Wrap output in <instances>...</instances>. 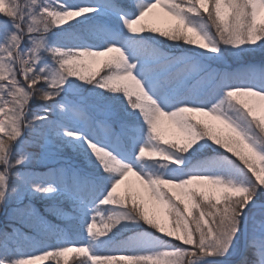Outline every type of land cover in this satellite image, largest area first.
Listing matches in <instances>:
<instances>
[{"label": "snow or ice", "instance_id": "snow-or-ice-1", "mask_svg": "<svg viewBox=\"0 0 264 264\" xmlns=\"http://www.w3.org/2000/svg\"><path fill=\"white\" fill-rule=\"evenodd\" d=\"M70 253L264 264V0H0V264Z\"/></svg>", "mask_w": 264, "mask_h": 264}, {"label": "rangeland", "instance_id": "rangeland-1", "mask_svg": "<svg viewBox=\"0 0 264 264\" xmlns=\"http://www.w3.org/2000/svg\"><path fill=\"white\" fill-rule=\"evenodd\" d=\"M69 239L71 240H75L76 242H81V237L79 235L77 236H73V237H70ZM48 243H55V240H52V241H48ZM24 251H32L31 248H25L23 249ZM69 256L71 257V259L69 260V264H74V261L77 259L76 257L73 256V254H69ZM63 264V262H62Z\"/></svg>", "mask_w": 264, "mask_h": 264}, {"label": "trees", "instance_id": "trees-1", "mask_svg": "<svg viewBox=\"0 0 264 264\" xmlns=\"http://www.w3.org/2000/svg\"><path fill=\"white\" fill-rule=\"evenodd\" d=\"M45 264H47V262H45ZM52 264H55V262H52Z\"/></svg>", "mask_w": 264, "mask_h": 264}]
</instances>
